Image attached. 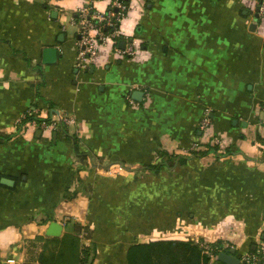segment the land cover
Wrapping results in <instances>:
<instances>
[{"label":"crops","instance_id":"obj_1","mask_svg":"<svg viewBox=\"0 0 264 264\" xmlns=\"http://www.w3.org/2000/svg\"><path fill=\"white\" fill-rule=\"evenodd\" d=\"M133 2L122 29L139 54L105 46L81 71L76 29L61 22L85 0H0V179L14 180L0 183V264H39L38 237L74 235L76 225L91 230L78 241L91 247L88 264H127L132 244L156 239H226L238 257L264 241V20L251 0ZM47 46L55 63H42ZM58 112L76 125L22 121ZM204 114L232 154L144 167L207 141ZM53 220L59 237L45 234Z\"/></svg>","mask_w":264,"mask_h":264},{"label":"built area","instance_id":"obj_2","mask_svg":"<svg viewBox=\"0 0 264 264\" xmlns=\"http://www.w3.org/2000/svg\"><path fill=\"white\" fill-rule=\"evenodd\" d=\"M97 1L100 0H85V4L76 7L74 16L70 20V25L76 29V35L71 43L74 49V66L81 71L88 69L98 60L100 50L105 46H110L111 53L121 57H135L140 50L139 39L132 34H126L122 29L123 23L130 18L134 10L133 0H104L107 3L105 10L94 7V3ZM251 1L256 9L257 17L264 20V0ZM61 25L62 31H64L65 25ZM120 41H123V46L119 45ZM130 103L133 104V101L130 100ZM262 107L264 110V104ZM25 118L26 114L22 116V121ZM27 122L33 129L55 131L62 124L67 126L76 125L77 120L73 114L58 112L52 114L49 121L38 122L33 117ZM198 127L202 133L206 132L204 134L206 142L218 147L221 146L222 149L219 151L229 147L226 140L213 135L211 120L206 114L201 118ZM196 146L194 144L190 150H185V153L187 154L196 149ZM85 233L83 232L81 236ZM195 242L199 244L202 252L210 258V262L217 260L219 252H228L230 249H235L234 244L226 239L221 240L217 246L207 241L197 240ZM254 248L255 252L250 251L244 256L238 257L239 264H264V241L257 242ZM210 262L209 264H211Z\"/></svg>","mask_w":264,"mask_h":264},{"label":"trees","instance_id":"obj_3","mask_svg":"<svg viewBox=\"0 0 264 264\" xmlns=\"http://www.w3.org/2000/svg\"><path fill=\"white\" fill-rule=\"evenodd\" d=\"M31 119H33V117L26 113V118L23 122H27ZM36 120L38 122L43 120L49 121V118H36ZM232 152L233 151L229 147L219 151L217 145H212L210 142L205 141L201 143L198 148L188 152L186 156H178V154L164 152L160 162L144 165V167L147 170L157 173L163 166L172 168L175 164L184 165L190 157H202L209 153L224 157L232 154ZM74 231V235L67 234L61 239L39 236L38 240L44 243L42 251L38 256V263L88 264L87 258L91 249L81 248L78 241L80 240L79 234H81L82 231H86L88 235L86 238H90L91 230L88 227L76 225ZM219 244L220 241L213 243L214 246ZM59 245H67V249L64 251L58 250L57 254L54 252L51 253V247ZM78 250L79 255L77 256ZM80 251L82 256L80 255ZM251 252H255V248H253ZM126 262L127 264H209L210 258L202 252L201 247L195 241L185 239H156L132 244L127 250Z\"/></svg>","mask_w":264,"mask_h":264},{"label":"water","instance_id":"obj_4","mask_svg":"<svg viewBox=\"0 0 264 264\" xmlns=\"http://www.w3.org/2000/svg\"><path fill=\"white\" fill-rule=\"evenodd\" d=\"M56 13V12H55ZM53 12V14H55ZM56 15V14H55ZM257 16V13H256ZM255 24H251V30H254ZM63 34H60L59 40H62ZM120 46H123V41L119 42ZM58 58V50L55 47L52 46H47L43 48L42 50V63L44 64H52L55 63ZM133 95L136 97V99L140 100L142 96V92L140 91H134ZM263 120H264V110H263ZM40 133V130H38ZM0 183L4 186H13L14 185V180L7 178V177H2L0 179ZM62 232V224H60L57 221H50L45 234L46 236L50 237H59ZM217 260L222 263V264H239V258L236 255V250L235 249H230L228 252H219L217 256Z\"/></svg>","mask_w":264,"mask_h":264},{"label":"rangeland","instance_id":"obj_5","mask_svg":"<svg viewBox=\"0 0 264 264\" xmlns=\"http://www.w3.org/2000/svg\"><path fill=\"white\" fill-rule=\"evenodd\" d=\"M29 1H32V3L33 2H39V3H41V4H43V3H45V2H47L48 0H29ZM70 13V12H69ZM67 14L66 16H67V18L70 16L71 17V15L70 14ZM69 22H70V18L69 19H67L65 22L63 21V22H61V24H64V25H66L67 26V32L69 33V34H72L73 32V28H69ZM213 129H214V127H211V132L213 133V135H215V133L213 132ZM206 132H204L203 134H202V136L205 134ZM205 140V139H204ZM231 146L229 145V148H230ZM222 148H221V146H219V150H221ZM231 149V148H230ZM76 223H74L73 225H75ZM73 228H74V226H73ZM88 235H86V233H85V237H87ZM87 241V240H86ZM214 242H216V241H214ZM214 242H211V243H214ZM92 246V245H91ZM89 249L91 248V247H88ZM220 263V262H219ZM220 264H222V263H220Z\"/></svg>","mask_w":264,"mask_h":264}]
</instances>
